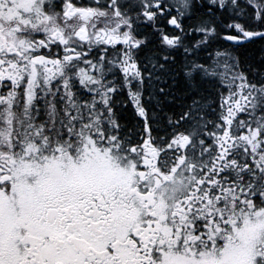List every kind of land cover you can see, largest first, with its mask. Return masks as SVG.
I'll return each instance as SVG.
<instances>
[{"label":"snow or ice","instance_id":"1","mask_svg":"<svg viewBox=\"0 0 264 264\" xmlns=\"http://www.w3.org/2000/svg\"><path fill=\"white\" fill-rule=\"evenodd\" d=\"M0 264H264V0H0Z\"/></svg>","mask_w":264,"mask_h":264},{"label":"trees","instance_id":"2","mask_svg":"<svg viewBox=\"0 0 264 264\" xmlns=\"http://www.w3.org/2000/svg\"><path fill=\"white\" fill-rule=\"evenodd\" d=\"M260 47H261L260 43H257L255 45H247L245 49H242V52L246 56L256 57L258 56Z\"/></svg>","mask_w":264,"mask_h":264}]
</instances>
